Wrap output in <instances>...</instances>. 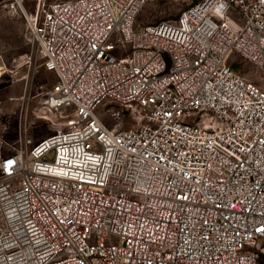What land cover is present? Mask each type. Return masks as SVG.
Returning a JSON list of instances; mask_svg holds the SVG:
<instances>
[{
    "label": "built area",
    "instance_id": "2783aa9c",
    "mask_svg": "<svg viewBox=\"0 0 264 264\" xmlns=\"http://www.w3.org/2000/svg\"><path fill=\"white\" fill-rule=\"evenodd\" d=\"M24 1L55 81L0 145V264H264V84L228 63L264 74V0Z\"/></svg>",
    "mask_w": 264,
    "mask_h": 264
},
{
    "label": "rangeland",
    "instance_id": "374dc122",
    "mask_svg": "<svg viewBox=\"0 0 264 264\" xmlns=\"http://www.w3.org/2000/svg\"><path fill=\"white\" fill-rule=\"evenodd\" d=\"M0 0V145L7 152L19 133V115L34 107L42 92L55 81L53 72L45 70L36 60L31 66L22 57L29 50L24 35V19L11 14ZM50 2L52 0H45ZM199 0H152L145 4L135 19L134 29L147 23L175 19L187 6ZM25 7L33 10V0H25ZM233 70H241L248 78L264 84V74L244 58L231 55L228 59ZM13 98V99H10ZM98 115L106 119L102 108ZM34 141L48 133L43 122L30 129Z\"/></svg>",
    "mask_w": 264,
    "mask_h": 264
},
{
    "label": "bare ground",
    "instance_id": "6f19581e",
    "mask_svg": "<svg viewBox=\"0 0 264 264\" xmlns=\"http://www.w3.org/2000/svg\"><path fill=\"white\" fill-rule=\"evenodd\" d=\"M10 99H13V98H10Z\"/></svg>",
    "mask_w": 264,
    "mask_h": 264
}]
</instances>
